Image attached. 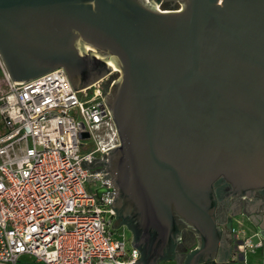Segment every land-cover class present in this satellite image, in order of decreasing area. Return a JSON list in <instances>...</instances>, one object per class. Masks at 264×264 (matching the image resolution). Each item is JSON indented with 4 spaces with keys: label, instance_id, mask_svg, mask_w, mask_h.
Wrapping results in <instances>:
<instances>
[{
    "label": "water",
    "instance_id": "95a60500",
    "mask_svg": "<svg viewBox=\"0 0 264 264\" xmlns=\"http://www.w3.org/2000/svg\"><path fill=\"white\" fill-rule=\"evenodd\" d=\"M180 1L0 0L14 82L64 67L80 89L120 69L105 99L121 144L104 162L141 251L133 264L171 259L184 227L198 239L194 263L226 264L214 183L251 200L264 189V0ZM251 216L264 238V214Z\"/></svg>",
    "mask_w": 264,
    "mask_h": 264
},
{
    "label": "built area",
    "instance_id": "2783aa9c",
    "mask_svg": "<svg viewBox=\"0 0 264 264\" xmlns=\"http://www.w3.org/2000/svg\"><path fill=\"white\" fill-rule=\"evenodd\" d=\"M0 264H133L141 251L114 228L106 171L121 144L104 76L75 89L64 67L12 80L0 52ZM3 84L7 85L4 90ZM234 257L264 238L232 226Z\"/></svg>",
    "mask_w": 264,
    "mask_h": 264
},
{
    "label": "flooded vegetation",
    "instance_id": "af4514ba",
    "mask_svg": "<svg viewBox=\"0 0 264 264\" xmlns=\"http://www.w3.org/2000/svg\"><path fill=\"white\" fill-rule=\"evenodd\" d=\"M150 1V0H149ZM153 4L156 8L161 11H178L183 8V3L180 0H160L154 1ZM110 65L112 66L111 62ZM110 75L105 83V93L110 89V87L119 79L120 69L117 67L112 68L105 75ZM112 178V176H111ZM214 187L218 197V206H217V219L221 226L226 230V243L223 247V255L227 256L230 252L233 253L236 250V244L233 239V233L231 229H228L230 221L233 226L234 213L239 208L240 205H256L257 202H260V205H264V189H257L254 191L253 199H248L246 197H238L229 195L230 184L224 180L219 179L214 183ZM254 220V219H253ZM255 221H252L255 226ZM114 226L125 225L132 232V237L134 235L133 231L129 226L124 222L123 217L118 211L115 210L113 215ZM256 227V226H255ZM198 246V239L194 231L190 228L184 227L181 230L180 237L176 243L174 249V256L169 260L172 264H197L194 263L195 249ZM163 261H160L161 264ZM200 264V263H198Z\"/></svg>",
    "mask_w": 264,
    "mask_h": 264
},
{
    "label": "crops",
    "instance_id": "0c3cea01",
    "mask_svg": "<svg viewBox=\"0 0 264 264\" xmlns=\"http://www.w3.org/2000/svg\"><path fill=\"white\" fill-rule=\"evenodd\" d=\"M249 197V196H248ZM244 205H240L239 208L236 210L234 213V218H233V226L236 227L237 230H239L244 236H253L257 237V229L252 223V216L251 214L254 213L255 217L259 220L258 223H261L263 221L262 217L264 214V207L261 208V205L259 204V212L253 211L251 213H247L244 211ZM261 215V218L257 216V214ZM235 238V235L233 234V239ZM235 242V241H234ZM235 253L231 255L230 260L227 264L230 262H235V264H264L263 259V249H259L255 252H249L247 254V259H244L243 257L239 256L237 258L234 257Z\"/></svg>",
    "mask_w": 264,
    "mask_h": 264
},
{
    "label": "rangeland",
    "instance_id": "374dc122",
    "mask_svg": "<svg viewBox=\"0 0 264 264\" xmlns=\"http://www.w3.org/2000/svg\"><path fill=\"white\" fill-rule=\"evenodd\" d=\"M153 4H155L152 0H150ZM4 74H3V72L2 71H0V77H2ZM4 86H3V88H4V90H6L7 89V85H5V84H3ZM114 228H115V230H116V232L117 233H125L126 234V236H127V238H129V240H131V242H132V232L128 229V227L127 226H125V225H117V226H114ZM258 237H254V239L256 240ZM241 257H243L244 259H247V255L246 256H241ZM22 261L24 262V263H27V264H38L36 261H35V259L34 258H32L31 256H29V255H24L23 257H22ZM229 262V261H228ZM227 262V263H228ZM226 263V264H227ZM161 264H172L171 262H169V261H163ZM229 264H235V262H230Z\"/></svg>",
    "mask_w": 264,
    "mask_h": 264
},
{
    "label": "bare ground",
    "instance_id": "6f19581e",
    "mask_svg": "<svg viewBox=\"0 0 264 264\" xmlns=\"http://www.w3.org/2000/svg\"><path fill=\"white\" fill-rule=\"evenodd\" d=\"M117 68V67H116Z\"/></svg>",
    "mask_w": 264,
    "mask_h": 264
}]
</instances>
